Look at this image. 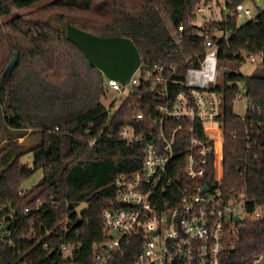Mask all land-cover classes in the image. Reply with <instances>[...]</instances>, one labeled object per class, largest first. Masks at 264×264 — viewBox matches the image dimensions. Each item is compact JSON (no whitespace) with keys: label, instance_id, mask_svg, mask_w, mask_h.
<instances>
[{"label":"trees","instance_id":"obj_1","mask_svg":"<svg viewBox=\"0 0 264 264\" xmlns=\"http://www.w3.org/2000/svg\"><path fill=\"white\" fill-rule=\"evenodd\" d=\"M43 1L0 0V184L14 176L9 193H0V232L7 220L11 233L0 241V264H93L105 237L103 213L113 197L114 180L120 173L138 170L143 160L144 145L128 144L117 134L126 125L147 122L132 121L128 101L109 120L103 103L107 79L67 39V26L99 37L129 38L143 64L175 65L180 77L189 64L175 50L164 14L174 31L183 27L188 53L204 58L203 39L190 37L199 31L196 8L205 1L55 0L14 17ZM246 1H227V8L231 11ZM238 20L228 13L214 25L221 32L215 39L218 68L223 70L218 90L224 100L219 122L225 178L220 189L227 197L243 195L246 211L252 214L259 208L262 215L247 217L230 236L225 264H251L258 255L264 264V77L224 70L225 63L264 54V10L242 26ZM16 53L18 61L8 72ZM259 64L264 68V56ZM140 93L145 94L144 102L153 100L144 88L134 96ZM246 99L250 104L242 119L234 113V103ZM151 107L145 108L147 113ZM25 157L32 163H25ZM38 171L40 181L21 195L23 183ZM84 203L88 207L79 213ZM66 220L67 232L60 225ZM64 242L75 246L71 255L59 251ZM136 252L128 247L113 264H131Z\"/></svg>","mask_w":264,"mask_h":264},{"label":"built area","instance_id":"obj_2","mask_svg":"<svg viewBox=\"0 0 264 264\" xmlns=\"http://www.w3.org/2000/svg\"><path fill=\"white\" fill-rule=\"evenodd\" d=\"M223 9L240 18L252 14L244 4L229 11L227 1ZM204 10L201 5L196 13ZM215 37L207 30L191 35L190 39H203L206 53L201 58L199 53H188L183 27L175 31L172 44L189 64L183 76H177L175 65L142 62L126 85L106 78L107 92H128L114 111L115 102L110 105L109 120L128 101L132 121L147 123L126 125L117 134L128 144L142 143L143 160L138 170L120 173L114 180V194L103 213L105 237L98 244L93 264H113L130 246L137 250L131 264H225L230 236L239 225L243 227L247 217L260 219L259 208L252 214L246 211L243 195L227 197L220 189L225 178L224 134L219 122L224 100L218 90ZM263 56L262 52L252 54L249 60L259 63ZM176 87L179 91L172 97ZM140 88L149 91L153 100L144 102V93L134 96ZM209 178L214 183L209 184ZM238 207L245 209L246 218L237 215ZM7 225L10 222L5 220L3 228ZM60 225L67 232L69 222ZM10 235V230L1 231L0 241ZM58 249L65 255L71 251V255L75 246L64 242ZM262 261L263 256L258 255L251 264Z\"/></svg>","mask_w":264,"mask_h":264},{"label":"rangeland","instance_id":"obj_3","mask_svg":"<svg viewBox=\"0 0 264 264\" xmlns=\"http://www.w3.org/2000/svg\"><path fill=\"white\" fill-rule=\"evenodd\" d=\"M51 1H55V0H46L43 2H40L34 6L25 8L23 10H21L19 13H17L16 15H14V17H16L17 15L20 14H25L28 12H31L43 5L48 4ZM204 12L202 13H197L196 15V19H195V25L199 27V31H213L214 34L216 36H220L221 32H219L218 29L214 28V25L220 21H222L223 19H225V16L227 15L225 13L224 5H225V1H230V0H204ZM244 5L246 7H249L252 11V14L250 16H245V17H238V24L239 26L244 25L245 23L255 19L257 17V15L264 10V0H247ZM234 9L231 10V12H233ZM236 15V14H235ZM164 17L166 19V22L169 26V28L171 29V31L173 32V34H175V31L173 30L171 23L168 19V17L164 14ZM7 19H2L1 22H4ZM246 58V60L244 62H240V63H225L224 64V70L227 72H236V73H240L243 74L245 76H252V77H264V68L262 66H260L259 63H252L249 60L248 55L244 56ZM223 70L219 71V77L222 78L223 76ZM139 76V75H138ZM127 91L123 92V93H115L111 90H109L107 92V96L106 98L103 100V103L105 104V106L107 108L110 107V105L115 102V105L113 107V111L118 108L122 102L126 99L127 97ZM248 103L245 100H237L234 103V113L239 115V116H245L248 110ZM39 143V139H36L34 141V144H38ZM23 161L25 163H32V159L30 157H25L23 159ZM12 175H9L7 180L5 181V183L0 184V193H3V195H7L9 193V186L11 185V182L13 180ZM42 178V172L38 171L36 172L32 177H30L27 181H25L21 187V191L26 192V191H30L35 185H37V183L40 181V179ZM88 207L87 203L82 204L79 208H78V212L81 213L83 210H85ZM237 215H240L242 218H246L247 213L245 211V209L243 207H238L237 208ZM71 251L67 252V255L70 253Z\"/></svg>","mask_w":264,"mask_h":264},{"label":"water","instance_id":"obj_4","mask_svg":"<svg viewBox=\"0 0 264 264\" xmlns=\"http://www.w3.org/2000/svg\"><path fill=\"white\" fill-rule=\"evenodd\" d=\"M66 34L67 39L82 51L92 67L102 72L106 78L119 81L122 85H126L131 80L142 64L140 51L129 38L99 37L71 24H68ZM17 61L18 54L16 53L8 72ZM207 190L208 187H205L204 191ZM81 223L82 220H79L75 227ZM8 230H10V225L2 228L1 231Z\"/></svg>","mask_w":264,"mask_h":264}]
</instances>
